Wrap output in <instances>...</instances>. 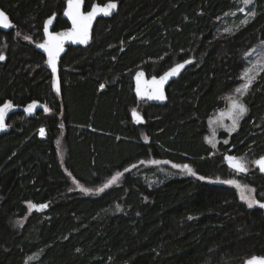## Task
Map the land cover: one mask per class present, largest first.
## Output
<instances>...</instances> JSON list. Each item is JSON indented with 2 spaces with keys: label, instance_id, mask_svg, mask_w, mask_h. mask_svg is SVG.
Wrapping results in <instances>:
<instances>
[{
  "label": "trees",
  "instance_id": "obj_1",
  "mask_svg": "<svg viewBox=\"0 0 264 264\" xmlns=\"http://www.w3.org/2000/svg\"><path fill=\"white\" fill-rule=\"evenodd\" d=\"M95 1L109 0H86L85 9ZM117 1V12L97 21L91 44L63 56L62 103L44 56L12 30L0 31L7 57L0 61V103L40 100L47 107L31 117L13 114L0 136V264H243L264 256V210L248 207L237 187L224 183L233 171L206 141L209 117L241 83L242 52L264 41V0L231 32L221 23L237 0ZM66 2L0 0V8L37 42L51 15L56 29L68 25L61 18ZM186 60L192 64L163 104L137 100V70L160 75ZM243 102L231 145L259 158L264 69ZM134 109L144 126L133 123ZM254 173L256 200L264 201V174Z\"/></svg>",
  "mask_w": 264,
  "mask_h": 264
},
{
  "label": "snow or ice",
  "instance_id": "obj_2",
  "mask_svg": "<svg viewBox=\"0 0 264 264\" xmlns=\"http://www.w3.org/2000/svg\"><path fill=\"white\" fill-rule=\"evenodd\" d=\"M242 2L247 5L249 3V0H242ZM117 7L116 3L109 2L104 8H98L93 7L90 12H88L86 15L80 11L81 9V0H69L68 3V12L67 15L72 17L73 21V29L68 33H58L56 36H52L51 33H49V41L43 44H40L39 47L43 48L47 51L48 54V60L47 63L51 66L52 71L55 73L57 72V62L59 59V54L63 50L62 47V38H72V39H78L81 43H87L88 42V28L90 25L91 20L99 13H102L104 15H110L111 11L114 10ZM243 11V9H241ZM249 15H254V13H249ZM52 20L50 19L48 21V24H51ZM241 23H247V20L241 21ZM0 24H2L4 27H9L10 24L8 23V17L3 11H0ZM45 31L47 32V28H45ZM226 32H231V29L226 28ZM25 39H28V37H25ZM4 56L0 55V60H3ZM189 61H186L185 63H188ZM184 67V64H177L175 67H172L170 70L165 72L162 76L157 79L156 77H152L151 84L154 86V89L151 93V95L148 96L149 99H164L163 95V85L170 77L176 76L179 74L180 70ZM252 69H246L244 71L243 79L245 82L238 88L235 89V92L239 94L240 97L245 95L250 88L254 77L251 75ZM144 76L143 72H140L137 74V81L139 83L141 77ZM101 88L104 87V85L100 86ZM57 91H59V84H57ZM137 91L139 92V87L137 88ZM10 107L9 104H5L2 109H0V128H3L5 125L3 124V115H4V109H7ZM35 107V103L32 105H29V111H31ZM247 111V108L245 105L240 101V99H234L232 101V106L229 111V115L232 117L233 121V128L237 126L238 120L244 115V113ZM133 115L136 117L137 122H140L142 117L133 111ZM44 133V130L41 129V134ZM227 160L229 161L230 165L240 172H247V168L244 166V164L238 160L234 156L227 157ZM152 163H159L158 161H152ZM259 168L260 171L264 172V157H261L259 160L255 162ZM176 167H183L188 170L189 173L192 175H195L194 172H192V169L188 165H176ZM127 171V169H125ZM71 175V174H69ZM122 175V173H117L115 177L112 178L108 182V184L104 185V188L109 187L112 183H115L117 179ZM201 180L205 179V177H200ZM224 183L233 184L238 188L242 189L241 193V199L246 201L248 204V207H253L254 205H259L260 207H264V204H261L260 201L256 200L252 193L255 192V189L248 188L247 185H240L239 182L235 180H229L224 181ZM85 191H88V189H84ZM104 189H98V191H103ZM30 207H37L36 205H31ZM40 208L47 207V205H40L38 206ZM246 264H264V257H252L248 261H246Z\"/></svg>",
  "mask_w": 264,
  "mask_h": 264
},
{
  "label": "water",
  "instance_id": "obj_3",
  "mask_svg": "<svg viewBox=\"0 0 264 264\" xmlns=\"http://www.w3.org/2000/svg\"><path fill=\"white\" fill-rule=\"evenodd\" d=\"M109 2H114L116 3L117 7L111 11V14L110 15H104L102 13H99L97 14L90 22V25H89V28H88V35H89V38H88V42L87 43H81L78 39H72V38H62V47H63V50L60 52L59 54V59H58V62H57V72H53L52 71V68L51 66L47 63V60H48V54H47V51L43 48H40L39 45L40 44H43V43H46L49 41V33L52 34V36H56L58 33H68L70 32L74 25H73V21H72V17L67 15L66 13L68 12V3H69V0H67L66 2V5H65V8L63 10V13H62V19L66 20L68 23H69V26L66 27V28H63V29H60V30H54L55 28V24H56V20H57V14H53L51 15L50 17H48L45 21H44V25H43V34H44V38L42 41L40 42H37V43H33L32 46L35 50H37L39 53H41L43 56H44V62H43V65L45 66V68L50 72V75H51V88H52V92L54 93L55 96L58 97V99L60 100V102L62 103V83H61V77H60V64H61V61H62V58L63 56L68 52L69 48H79V47H88L91 42H92V39H93V31H94V27L97 23V21L101 18H110L112 17L118 10V7H119V2L117 0H109V1H106L104 3H99L97 1H95L91 7L89 9H85V5H86V0H81V9L80 11L82 13H84L85 15L90 12L92 10V8L95 6V7H98V8H104ZM0 11H3L6 16L8 17V23L10 24L9 27H4L2 24H0V30L4 31V32H9L11 31L12 29L15 28V24L11 21L9 15L3 10L0 8ZM52 20V23L51 24H48V21L49 20ZM45 28H47V32L45 31ZM2 56H4V59L3 60H0V61H4L6 59V56L4 54H2ZM186 61H189L188 63H185ZM186 61H182L178 64H184V67L180 70L179 74L176 75V76H173V77H170L167 82L164 83L163 85V95H164V99H149L148 96L151 95L153 89H154V86L151 84V80H152V77H156L157 79H159L160 76H162L164 73L160 74V75H154V76H148L146 71L144 69H139L137 70L135 73H134V76H133V90H134V95L135 97L137 98L138 101H143V100H147L149 101L150 104L152 105H158V104H163L166 100H167V88L169 87V85L188 67L192 64V60H186ZM177 65V64H176ZM175 65V66H176ZM173 66V67H175ZM140 72H143L144 73V76L141 77L139 83L137 81V74L140 73ZM57 84H59V91H57ZM139 87L140 91L138 92L137 91V88ZM10 103V107L7 108V109H4V115H3V124L5 125L3 128H0V136H3L5 134H7L9 131H10V126H9V119L10 117L17 113V112H21V113H24L25 115H27L28 117H31L33 115H35L37 112L41 111V110H46L47 107L45 105V103H42V102H39V101H31L29 102L28 104L26 105H17L15 104L12 100H7L5 101L4 103H1L0 104V109L3 108V106L5 104H9ZM35 103V107L29 111V105H32ZM135 110V112H137L140 117H142V119L140 120V122H137V119L136 117L133 115V111ZM132 110L131 112V117H132V121L135 125L137 126H144L146 124V119L144 117V115L137 109H134ZM229 156H232V155H225V160H226V164L227 166L231 169V170H234V171H237L236 169H234L229 161L227 160V157ZM261 157H264V156H261ZM261 157L257 158V160H259ZM255 161V162H256ZM255 166L259 169L260 171V168L259 166L254 163ZM240 172V171H239ZM262 174H264V172L260 171ZM244 173V172H242ZM259 201V200H258ZM261 204H264V201H260ZM41 205H49V202H46V203H43ZM254 206H257L258 208L264 210V207H260L259 205H254ZM46 208V207H45ZM252 257H264V256H261V255H255V256H252ZM250 257V258H252ZM250 258H248L246 261H248ZM246 261L243 263V264H246Z\"/></svg>",
  "mask_w": 264,
  "mask_h": 264
},
{
  "label": "rangeland",
  "instance_id": "obj_4",
  "mask_svg": "<svg viewBox=\"0 0 264 264\" xmlns=\"http://www.w3.org/2000/svg\"><path fill=\"white\" fill-rule=\"evenodd\" d=\"M255 1L256 0H249V3L245 5L242 2V0H237L239 8L235 11L228 13L226 17L222 18V23H221L222 30L224 31L226 28L232 30L236 28L238 25L240 26L242 24L241 21L244 20L248 21L249 19H251L254 15H249V13L255 14L254 12ZM241 9H243V11H241ZM1 53L2 52L0 51V54ZM242 60L244 62V69L240 75L241 83L236 88L240 87L245 82V80L243 79V75L246 69H252L251 75L254 77L253 82L257 79L261 71L264 69V41H259L253 47L242 52ZM235 89L224 99V101H226L224 107L218 110L217 112H215V114H213L211 117H209L208 119L209 133L206 136V141L214 149L215 155L219 157L222 156L225 164H226L225 155H232L244 164V166L247 168V172L242 173L239 171L232 170L233 172L231 173V175L225 177V181L235 180L239 182V184L242 186L247 185L248 188L255 189V192L252 193V195L256 199L255 194L257 192V189L251 183V179L255 178L254 172L257 170V168L254 163L257 157L255 156L254 152H251V149H247V151L243 153H237L236 150L238 145L235 144L231 145L232 142L231 137L235 132L239 130L240 122L244 117L243 115L238 120L237 126L233 128L232 117L229 115V111L232 106V101L234 99H240V101L244 104L243 98L249 91L248 89L247 93L242 97H240L239 94L235 92ZM40 128L45 130L44 127H40ZM237 189L239 190L240 193H242L241 188L237 187ZM23 221L24 219H21L18 222L22 223Z\"/></svg>",
  "mask_w": 264,
  "mask_h": 264
},
{
  "label": "flooded vegetation",
  "instance_id": "obj_5",
  "mask_svg": "<svg viewBox=\"0 0 264 264\" xmlns=\"http://www.w3.org/2000/svg\"><path fill=\"white\" fill-rule=\"evenodd\" d=\"M64 10V9H63ZM62 13H63V11H62ZM61 18H62V15H61ZM64 20V19H63ZM66 21V20H65ZM67 22V21H66ZM68 23V22H67ZM69 26V23H68V25L67 26H65V27H63V28H66V27H68ZM63 28H60V29H63ZM54 30H59V29H56V27L54 28ZM0 31H2V30H0ZM12 31L14 32V35H13V37H15L16 38V41H21L22 43H24V44H26V45H28V46H31V47H33L32 46V44L33 43H37V42H40V41H42L43 40V38H44V34H43V30H42V38H41V40H38L37 42H35V41H33V38L32 37H30V36H28V35H25L22 31H20L19 29L17 30L16 29V27L14 28V29H12ZM2 32H4V31H2ZM10 32V31H9ZM6 33H8V32H6ZM25 37H28V39H25ZM3 54V52L0 54V55H2ZM4 55H6V54H4ZM5 61V60H4ZM3 62V61H2ZM44 62V61H43ZM7 100H11V99H7ZM7 100H5V101H7ZM4 101V102H5ZM13 101V100H12ZM33 101H39V102H42V101H40V100H33ZM4 102H2V103H4ZM14 102V101H13ZM15 104H17L16 102H14ZM43 103V102H42ZM1 104V103H0ZM26 104H28V103H25V104H17V105H26ZM24 114V113H23ZM25 116H27V115H25ZM246 204H247V202H246ZM248 205V204H247Z\"/></svg>",
  "mask_w": 264,
  "mask_h": 264
},
{
  "label": "bare ground",
  "instance_id": "obj_6",
  "mask_svg": "<svg viewBox=\"0 0 264 264\" xmlns=\"http://www.w3.org/2000/svg\"><path fill=\"white\" fill-rule=\"evenodd\" d=\"M246 40V39H245ZM6 59H7V57H6ZM162 132V131H161ZM200 139V138H199ZM173 159H175V158H173ZM205 166V165H204ZM8 168V167H7ZM152 168V167H151ZM97 169V168H96ZM83 175V174H82ZM92 176V175H91ZM85 179V178H84ZM105 179V178H104ZM92 184V183H91ZM82 195V194H81ZM87 199V198H86ZM138 199V198H137ZM45 200V199H44ZM136 200V199H135ZM39 201V200H38ZM98 208V207H97ZM23 213V212H22ZM36 213V212H35ZM38 215V214H37ZM43 217V216H42ZM45 220V219H44ZM42 222V221H41ZM44 222H46V221H44ZM48 222V221H47ZM42 225V224H41ZM49 227V226H48ZM23 230H25V229H23ZM46 230V229H45ZM47 231V230H46ZM22 233H24V232H22ZM25 235V234H24ZM26 237V236H25ZM25 237H22V238H25ZM39 237V236H38ZM31 238V237H30ZM27 240V239H26ZM29 240V239H28ZM36 240V239H35ZM26 242V241H25ZM41 243V242H40ZM34 244V243H33ZM45 244H47V243H45ZM40 245V244H39ZM27 247V246H26ZM36 248V247H35ZM27 250V249H26ZM26 252V251H25Z\"/></svg>",
  "mask_w": 264,
  "mask_h": 264
},
{
  "label": "built area",
  "instance_id": "obj_7",
  "mask_svg": "<svg viewBox=\"0 0 264 264\" xmlns=\"http://www.w3.org/2000/svg\"><path fill=\"white\" fill-rule=\"evenodd\" d=\"M41 129L42 128H40L39 131H38L39 138H45V130H44V133L41 134Z\"/></svg>",
  "mask_w": 264,
  "mask_h": 264
}]
</instances>
